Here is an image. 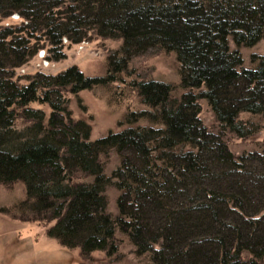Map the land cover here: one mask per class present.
I'll return each mask as SVG.
<instances>
[{
    "label": "trees",
    "instance_id": "trees-1",
    "mask_svg": "<svg viewBox=\"0 0 264 264\" xmlns=\"http://www.w3.org/2000/svg\"><path fill=\"white\" fill-rule=\"evenodd\" d=\"M92 38L121 41L105 75L13 78L37 49L57 62ZM261 41L264 0H0V185L22 186L16 211L53 222L47 236L85 257L126 238L150 264H264V144L235 155L227 143L264 123V51L242 52ZM150 52L174 56L178 86L132 80L147 108L93 139L71 95L123 81Z\"/></svg>",
    "mask_w": 264,
    "mask_h": 264
},
{
    "label": "rangeland",
    "instance_id": "rangeland-1",
    "mask_svg": "<svg viewBox=\"0 0 264 264\" xmlns=\"http://www.w3.org/2000/svg\"><path fill=\"white\" fill-rule=\"evenodd\" d=\"M120 45L119 40L92 38L88 43L65 48L64 59L50 63L44 58L47 51L37 49L24 65L25 70L14 71L13 78L24 82L39 71L56 74L72 65L77 66L85 76H103L106 74L108 57L117 51ZM263 51L264 41L242 50L246 58L250 53ZM123 79L113 85L95 86L91 90L79 92L77 96L71 95L70 107L74 116L89 123L93 139L102 137L109 131L126 127L129 124L125 121V116L130 111L137 113L147 108L129 88L132 80L153 79L177 87L180 77L173 55L150 52L132 58L128 65V73L123 75ZM120 87H123L124 91L119 89ZM180 92V89L175 91L176 94ZM201 108L200 118L203 123L212 126L214 122L209 108L204 103ZM227 143L235 155L243 151L262 150L264 123L253 137L248 139L229 137ZM101 161L105 165L104 170L107 175H110L119 163L114 154L102 157ZM106 194L109 201L108 210L114 212L116 198L114 188L109 187ZM23 197L24 190L20 184L0 185V264H150L148 256H137L134 253L133 246L126 238L120 242L117 253L112 256H107L104 252H93L85 257L77 248L69 249L61 246L57 240L46 234L53 222L27 219L30 214L16 211L14 205Z\"/></svg>",
    "mask_w": 264,
    "mask_h": 264
}]
</instances>
